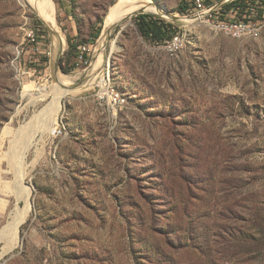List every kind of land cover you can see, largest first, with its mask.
I'll list each match as a JSON object with an SVG mask.
<instances>
[{
  "label": "rangeland",
  "instance_id": "1",
  "mask_svg": "<svg viewBox=\"0 0 264 264\" xmlns=\"http://www.w3.org/2000/svg\"><path fill=\"white\" fill-rule=\"evenodd\" d=\"M120 1L48 0L65 41L55 69L41 20L0 0V231L24 207L9 148L31 141L29 214L0 264H264V30L232 39L182 23L181 0H151L165 13L142 14L175 18L181 50L145 42L132 17L99 67L101 34L64 73L67 37L92 40Z\"/></svg>",
  "mask_w": 264,
  "mask_h": 264
},
{
  "label": "bare ground",
  "instance_id": "2",
  "mask_svg": "<svg viewBox=\"0 0 264 264\" xmlns=\"http://www.w3.org/2000/svg\"><path fill=\"white\" fill-rule=\"evenodd\" d=\"M21 5L28 9L30 12L34 13L38 19H40L45 27L48 29V33L50 36V49H49V55L50 59L55 65V61L59 58V56L62 54V52L65 49V41H64V35L62 34L57 21L55 19V15L52 11V9L49 6L48 0H19ZM114 5V4H113ZM138 12H144V13H154V14H164L165 11L162 8L157 7L151 0H121L116 5H114L109 12L107 13L104 23H103V30L101 32L100 38L97 40L95 54L93 58V63L98 64V67L101 65V53L105 54V51L108 48V39L109 34L107 33L110 28L112 30L118 29L121 25L118 21H120L124 16H129L134 13ZM167 18V17H166ZM131 18H127L126 21H128ZM206 18L201 17H194L190 19L183 20L182 23L184 24H191L195 22H207L208 27L212 29L216 33H220V30L217 28H212V22ZM176 22V21H175ZM177 23V22H176ZM131 25V24H130ZM121 28V27H120ZM208 28V29H209ZM225 29H233V22H225ZM258 30L259 35L264 30V23H258ZM50 31V32H49ZM222 33H220L221 35ZM226 37L235 39V38H255L259 35H251L248 38V31L247 30H231V34H222ZM179 38L181 43H170L169 45H165L164 49L168 51L169 53H175L179 50H181L184 46L185 38L184 34L180 33ZM116 40L113 39L110 43V50L115 51L117 49ZM105 48L103 45H105ZM87 46V45H82ZM104 48V49H103ZM94 70V69H93ZM99 68L97 71V74L99 73ZM92 73V74H91ZM96 74V76H97ZM92 80H95V73L92 72V69H88L87 76H90ZM61 79V78H60ZM88 78H86L87 80ZM68 79H61L62 83H66ZM85 80V81H86ZM79 81V80H78ZM82 81V80H80ZM84 82V80L82 81ZM94 82V81H93ZM70 83V82H69ZM42 85H36L35 89L40 92L43 90ZM67 93V89L63 90L60 93H57L55 98V109L57 110L59 108V100ZM115 99L118 100L120 103L122 100L119 99L118 95H115ZM119 105V104H118ZM55 118H50V127L54 124ZM30 138H28L25 135H19L17 134L16 137L13 139V142L9 148L8 151V164L10 168L12 169L14 176L17 178V197L20 201L24 203V207L16 212V214L12 217L11 222H9L1 231H0V242H5L8 246L12 245L17 237V231L20 225L25 221L29 214L30 209V191L27 187L22 186L21 180L24 175V159H25V153L27 151L28 146L30 145ZM21 188V192H20Z\"/></svg>",
  "mask_w": 264,
  "mask_h": 264
},
{
  "label": "built area",
  "instance_id": "3",
  "mask_svg": "<svg viewBox=\"0 0 264 264\" xmlns=\"http://www.w3.org/2000/svg\"><path fill=\"white\" fill-rule=\"evenodd\" d=\"M188 7L184 13L176 14L178 18H206L212 22V28H217L222 34H231V30H247L248 38L251 35H259L258 23H264V0H186ZM180 15V16H179ZM225 22H233V29H225ZM177 28L181 29L176 24ZM37 35L34 30L26 33V40L30 44L37 43ZM247 39V38H235ZM181 43L179 31L165 45ZM89 46H81L78 60L83 62L85 55L89 54ZM112 102L120 104L111 94ZM56 135L61 132L56 128Z\"/></svg>",
  "mask_w": 264,
  "mask_h": 264
},
{
  "label": "trees",
  "instance_id": "4",
  "mask_svg": "<svg viewBox=\"0 0 264 264\" xmlns=\"http://www.w3.org/2000/svg\"><path fill=\"white\" fill-rule=\"evenodd\" d=\"M187 7H188V3L186 2V0H181L175 12L178 14L184 13ZM132 20L135 23L137 31L139 35L142 37V39L148 44L153 46L164 47L165 46L164 42L169 41L178 31L179 34L181 33L180 29L177 28L175 25L158 16H154L150 14H140L133 17ZM36 22L37 25H41L39 21ZM102 24L103 21L100 20L99 26L94 31L92 35V40H90L89 42L79 43L77 42L76 39L67 37L69 48L65 59L66 66L64 68V73L69 74L77 66L78 64L77 60L81 45L84 44L89 46V48H91V46L96 41V39L99 38L102 32ZM116 32H118V30ZM89 60H90V54H87L85 55L84 60L81 63L86 64L88 63ZM46 61H47L46 57L41 59V62H46ZM38 66L39 68L43 69L42 63H40Z\"/></svg>",
  "mask_w": 264,
  "mask_h": 264
},
{
  "label": "water",
  "instance_id": "5",
  "mask_svg": "<svg viewBox=\"0 0 264 264\" xmlns=\"http://www.w3.org/2000/svg\"><path fill=\"white\" fill-rule=\"evenodd\" d=\"M142 13H144V12H138V13H134V14H131V15H129V16H124L120 21H118L119 22V24H123L124 23V21L129 17V18H132V17H134V16H136V15H140V14H142ZM164 19V18H163ZM164 20H166V19H164ZM166 21H168V22H170V23H172V24H176V22H175V18H173V20L171 19V20H166ZM42 22V21H41ZM43 23V22H42ZM45 26V25H44ZM103 30V29H102ZM116 30V29H115ZM115 30H112L111 28H110V30L107 32L108 34H109V38L111 39V36L114 34V32H115ZM123 31V27H121V28H119V30H118V34H120L121 32ZM50 32V31H49ZM117 34V35H118ZM58 60L59 59H57V61H56V63H55V69H58ZM82 81H78V82H76V84H80Z\"/></svg>",
  "mask_w": 264,
  "mask_h": 264
}]
</instances>
